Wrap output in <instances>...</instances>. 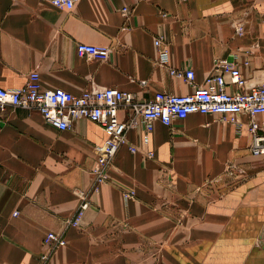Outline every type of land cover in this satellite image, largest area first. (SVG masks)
I'll return each mask as SVG.
<instances>
[{"label":"crops","instance_id":"obj_1","mask_svg":"<svg viewBox=\"0 0 264 264\" xmlns=\"http://www.w3.org/2000/svg\"><path fill=\"white\" fill-rule=\"evenodd\" d=\"M78 42L107 46L108 59L78 56ZM217 58L236 62L249 85L263 81L264 0H81L70 10L0 0L2 88L37 71L46 88L111 86L150 99L191 90L170 69L191 68L202 84ZM128 116L118 109L121 121ZM256 121L264 131V114ZM238 122L192 113L170 126L155 122L147 139L137 124L125 132L136 150L120 146L96 186L94 146L106 137L99 124L78 118L58 130L35 108L5 106L0 264H264V155L249 150L248 117ZM128 190L135 195L125 200ZM82 193L90 205L69 227ZM49 230L66 244L48 248Z\"/></svg>","mask_w":264,"mask_h":264},{"label":"built area","instance_id":"obj_2","mask_svg":"<svg viewBox=\"0 0 264 264\" xmlns=\"http://www.w3.org/2000/svg\"><path fill=\"white\" fill-rule=\"evenodd\" d=\"M42 1L60 9L70 10L81 0ZM121 10L126 14L129 8L124 6ZM236 31L243 34L244 29L238 26ZM154 45L159 51V61L166 63L168 54L162 47L161 38H156ZM75 52L78 56L107 60L110 49L107 46L78 42ZM170 72L188 82L191 90L184 94L158 91L150 99H139L133 92L111 86L85 89L75 94L59 87H44L39 72L32 71L25 85L17 88L0 87V109L7 105L35 108L46 124L58 130L69 129L72 120L78 118L99 124L106 137L102 143L94 146L95 161L92 173L96 186L107 181L108 167L120 146L127 144L129 150H136L134 145L128 144L126 138L125 132L129 128L142 124L144 138L147 139L155 122L170 126L174 119H184L192 113L219 115L222 120L235 124L239 123L238 116L245 114L249 120L248 130L251 136L249 150L255 156L264 155V131L260 130L256 121L257 115L264 114V79L260 83L249 85L237 63L225 58H217L214 61V72L207 76L202 84L195 83V73L191 68L170 69ZM228 85H234L237 89L229 91ZM120 107L128 110L129 116L125 121L118 117ZM147 155L152 157L153 151H148ZM134 195V190H128L123 192L122 198L128 200ZM89 205L87 196L82 193L81 201L68 221L69 227L79 226ZM43 243L54 250L64 246L66 240L64 234L49 230L43 237Z\"/></svg>","mask_w":264,"mask_h":264},{"label":"rangeland","instance_id":"obj_3","mask_svg":"<svg viewBox=\"0 0 264 264\" xmlns=\"http://www.w3.org/2000/svg\"><path fill=\"white\" fill-rule=\"evenodd\" d=\"M220 118H221V116H220ZM221 119H222V118H221ZM230 123H233V122H230ZM234 124H235V123H234ZM235 163H236V164H235ZM227 164L233 167L234 165H238L239 163L236 162V161H229Z\"/></svg>","mask_w":264,"mask_h":264}]
</instances>
